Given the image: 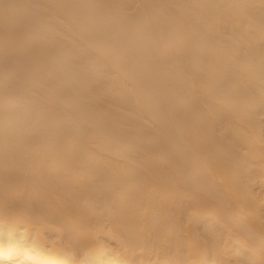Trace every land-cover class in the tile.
Returning <instances> with one entry per match:
<instances>
[{"label": "bare ground", "instance_id": "obj_1", "mask_svg": "<svg viewBox=\"0 0 264 264\" xmlns=\"http://www.w3.org/2000/svg\"><path fill=\"white\" fill-rule=\"evenodd\" d=\"M0 264H264V0H0Z\"/></svg>", "mask_w": 264, "mask_h": 264}]
</instances>
